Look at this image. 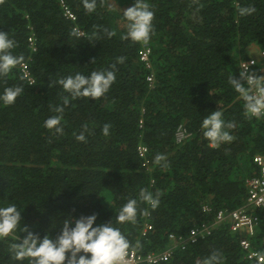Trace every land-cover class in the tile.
<instances>
[{"label": "trees", "instance_id": "obj_1", "mask_svg": "<svg viewBox=\"0 0 264 264\" xmlns=\"http://www.w3.org/2000/svg\"><path fill=\"white\" fill-rule=\"evenodd\" d=\"M60 1L0 0V32L15 41L12 54L24 58L0 76V94L10 87L23 89L14 104L0 103V206L16 204L21 228L41 237L58 236L65 219L96 214L97 224L111 223L129 241V250L141 254L164 251L171 236L186 239L192 229L213 224L218 211L242 207L248 180L257 172L255 157L264 155V119L245 113L229 80L239 79L251 45L264 50V0H144L154 13L147 43L125 38L123 11L136 0H96L92 13L83 0H64L76 22L65 17ZM240 8L255 11L241 16ZM76 27L84 37L73 35ZM33 35L36 52L29 43ZM145 46L152 49L153 71L140 62ZM24 62L33 85L22 74ZM261 68L255 71L264 76ZM94 71L116 76L96 100H73L56 83ZM151 73L152 85L147 82ZM57 107H64L62 133L44 127L58 115ZM218 110L226 123H234L233 139L211 148L201 124ZM181 126L190 138L177 144ZM80 134L85 141L76 139ZM140 146L148 148L147 159L140 157ZM157 156L164 159L157 162ZM141 190L158 197L155 209L139 199ZM130 199L137 200L135 221L117 223ZM205 205L212 207L210 214L203 212ZM255 214L262 217L255 241L261 251L264 211ZM146 224L152 230L144 235ZM14 242L0 240V264H28L12 259ZM214 252L219 264H259L245 258L228 224L216 225L161 264H203Z\"/></svg>", "mask_w": 264, "mask_h": 264}, {"label": "clouds", "instance_id": "obj_2", "mask_svg": "<svg viewBox=\"0 0 264 264\" xmlns=\"http://www.w3.org/2000/svg\"><path fill=\"white\" fill-rule=\"evenodd\" d=\"M83 6L89 13L96 10V0H83ZM253 8H240L241 16L254 12ZM127 22L126 39L132 42L147 43L152 32L154 13L144 0H136L135 4L123 11ZM109 37L115 33L108 32ZM78 36V32H73ZM15 47V41L10 39L9 34L0 32V76H7L11 70L23 61L22 56H15L11 50ZM263 51V50H262ZM262 66V65H261ZM114 71L92 72L89 76L80 73L68 76L56 81L71 99L91 98L96 100L104 96L115 82ZM231 87L244 101L245 113L249 116L264 117V76L256 71L242 68L239 79L232 77L229 80ZM23 89L10 87L0 94V103L12 105L21 95ZM69 103L64 99V105ZM58 115L52 116L45 121L44 127L62 133L59 127L64 107L54 109ZM235 127L234 123L225 122L221 110L213 111L203 118L201 129L204 138L211 148H218L221 144L230 142L233 137L229 130ZM104 135H108L109 126L103 128ZM78 141H85L83 134L76 137ZM163 156H157L156 161L163 160ZM139 199L155 209L159 204L158 197L146 190H141ZM145 215L147 210H145ZM137 215V200L130 199L122 206L116 216L117 223L134 222ZM96 214L71 217L65 219L62 229L55 238L50 235L41 237L31 231L27 226L21 228L22 211L16 204L0 206V240L9 237L14 242L10 244V252L14 261L28 264H125L130 243L122 235L121 231L113 227L111 223L97 224ZM17 232L23 235L18 237ZM139 247V242H137ZM203 264H219V254L213 253L203 260Z\"/></svg>", "mask_w": 264, "mask_h": 264}, {"label": "built area", "instance_id": "obj_3", "mask_svg": "<svg viewBox=\"0 0 264 264\" xmlns=\"http://www.w3.org/2000/svg\"><path fill=\"white\" fill-rule=\"evenodd\" d=\"M60 4L64 9L65 17L68 20L76 22L77 18L66 2L61 0ZM74 31L79 33V37L85 36V33L78 27H76ZM36 41L37 40L34 35L29 39L31 49L34 52L37 50ZM139 56L140 62L144 65V67L149 71H153L152 49L145 46L140 51ZM261 59L263 60L261 69L264 72V50L261 51ZM258 65L259 61L251 57L248 60L241 61L240 69L248 68L255 71ZM20 68L27 81L31 85L35 84V79L31 74L28 63H22ZM147 82L150 85L155 82L153 73L147 77ZM261 118L264 119V117ZM175 138L177 144H183L190 138V134L181 126L177 129ZM138 153L142 159H147L148 148L140 146ZM254 161L257 165V172H255V176L248 180V195L246 202L242 207L235 210L225 209L218 211L213 224H202L200 227L192 229L186 239L183 237L171 236L170 245L164 251L141 254L137 250H128L125 258V264H161L167 262L173 257L176 249L185 250L189 243H197L199 238H204L206 235H210L216 225L221 224H228L231 233L239 236L240 247L247 260L264 264V235L262 236V241L257 243L260 244L259 248L261 251L255 247V241H257L259 236L262 221V217L259 214H255V210L264 211V155H257ZM148 165L149 161L146 160L144 166L146 167ZM203 212L205 214H210L212 212V207L205 205L203 207ZM150 230H152V227L149 226V224H146L143 234L146 235Z\"/></svg>", "mask_w": 264, "mask_h": 264}, {"label": "crops", "instance_id": "obj_4", "mask_svg": "<svg viewBox=\"0 0 264 264\" xmlns=\"http://www.w3.org/2000/svg\"><path fill=\"white\" fill-rule=\"evenodd\" d=\"M261 49L257 45H251L249 47V53L251 54V57L255 58L259 61V64H263V60L261 59Z\"/></svg>", "mask_w": 264, "mask_h": 264}]
</instances>
